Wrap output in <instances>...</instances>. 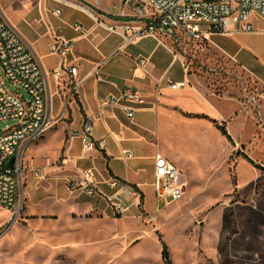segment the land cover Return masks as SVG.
I'll use <instances>...</instances> for the list:
<instances>
[{"label":"rangeland","instance_id":"rangeland-1","mask_svg":"<svg viewBox=\"0 0 264 264\" xmlns=\"http://www.w3.org/2000/svg\"><path fill=\"white\" fill-rule=\"evenodd\" d=\"M69 1L114 24L146 20L138 15L137 0ZM35 2L0 0V11L22 26L36 15V10H30ZM175 43L181 45L179 51L192 74L205 79L219 95L239 97L264 128V114H260L264 104L248 78L215 51L195 55L193 44ZM208 43L219 50L229 45L221 33H213ZM5 85L27 97L7 80ZM13 123H0V132ZM216 123L226 128L225 122ZM49 131L46 140L56 152L60 138H52ZM261 134L255 138L263 143ZM168 135L186 158L180 166L185 176L184 197L177 202L160 201L149 172L143 192H137L139 206L121 217L104 201L90 203L82 191L69 194L66 180L53 176L35 154L30 158L28 150L23 151L15 165L18 202L11 212L0 209V264H165L163 244L171 264H264V166L251 160L257 172L253 175L245 163H238L245 148L221 141L205 126L175 120ZM40 140L32 145L34 150ZM60 161L52 160L51 167L60 166ZM38 171L44 177L36 178ZM85 203L92 209L87 210Z\"/></svg>","mask_w":264,"mask_h":264},{"label":"crops","instance_id":"crops-1","mask_svg":"<svg viewBox=\"0 0 264 264\" xmlns=\"http://www.w3.org/2000/svg\"><path fill=\"white\" fill-rule=\"evenodd\" d=\"M56 9L61 11L59 16L53 14ZM30 10H36V15L22 26L15 25L0 12L49 74L47 106L54 122L49 132L52 138H60V146L52 152L55 149H51L45 133L37 150L32 148V143L24 152L28 150L30 158L36 155L39 162H46L53 176L67 181L84 170H91L105 195L117 192L109 187L111 180L130 188L136 186L143 192L149 172L154 180L155 157L160 154L179 169L184 181L180 166L186 158L171 144L168 135L175 120L205 126L221 141L233 146L214 123L225 122L233 142L246 150L238 163H245L253 175L256 168L244 156L264 166V142L255 138L264 128L257 122V116L246 110L239 97L219 95L208 87L205 79L186 69L182 65L185 58L179 51L181 45H176L173 39L162 34H141L146 29V20L114 24L69 0H37ZM250 22L254 32L226 34L227 48L219 50L208 43L207 50L218 53L229 66L248 78L264 104V19L252 16ZM75 24L81 25V32L74 30ZM55 39L71 41L72 52L64 58L50 54ZM142 59L146 61L143 66ZM62 64L78 69L74 80L79 86L75 92L69 83L72 77L63 76L56 81L51 76ZM166 75L183 84L182 88L171 89L164 80ZM123 90L137 92L145 101L142 106L121 101L122 105L139 108L133 119L127 118L121 107L105 105L111 96L120 100ZM69 94L71 97L66 101ZM88 119L93 123L96 148L84 154L82 133ZM238 123L240 128L232 132ZM261 137L264 138V132ZM123 151L132 152L133 157L124 159ZM39 152L42 154L38 155ZM56 159H61L60 166L51 167ZM74 192L78 191L68 189L69 194ZM78 195L85 196L90 203L101 205L104 201L98 196ZM122 198L128 201L125 195ZM90 203H85L87 210L92 209Z\"/></svg>","mask_w":264,"mask_h":264},{"label":"built area","instance_id":"built-area-1","mask_svg":"<svg viewBox=\"0 0 264 264\" xmlns=\"http://www.w3.org/2000/svg\"><path fill=\"white\" fill-rule=\"evenodd\" d=\"M140 5L138 15L147 21L146 29L141 34H162L175 42H188L195 45V53L208 49V36L212 33L231 34L233 32H254L250 22L252 16L264 19V0H137ZM60 9L53 14L59 16ZM204 25L205 27H202ZM74 30L81 32L80 24ZM72 52L71 41L55 39L50 45V54L64 58ZM176 59L179 57L176 55ZM146 61L140 60V65ZM190 70V65L182 61ZM78 72L76 67L62 64L51 76L60 81L63 76L69 80L73 92L79 86L74 80ZM30 49L16 29L0 15V123L13 121V125L0 132V209L11 212L19 198V182L16 166L10 168L8 163L18 157L24 149L40 140L53 126L47 106V77ZM5 80L17 91L23 90L27 97L10 91ZM164 80L173 90L182 88L183 84L171 77ZM69 94L66 101L69 100ZM144 105L143 96L137 92L123 90L120 100L109 97L105 105L121 107L127 118L133 119L139 108L122 105ZM100 145V144H99ZM96 148L93 138V123L88 119L83 127L82 151L84 154ZM124 159L133 157L130 151L122 152ZM36 178L44 177L42 171L35 173ZM70 191H82L88 196L102 198L119 217L128 213L133 206H139L138 191L128 185L111 180L108 185L117 190L114 195H105L98 188V181L91 170L82 171L77 177L67 179ZM186 184L179 169L164 156L157 154L154 167L155 194L160 201L177 202L185 195ZM125 195L128 201L122 198Z\"/></svg>","mask_w":264,"mask_h":264},{"label":"trees","instance_id":"trees-1","mask_svg":"<svg viewBox=\"0 0 264 264\" xmlns=\"http://www.w3.org/2000/svg\"><path fill=\"white\" fill-rule=\"evenodd\" d=\"M217 126V123L214 122ZM217 128L219 129V131L221 132V134L223 136H225L227 138V140L231 143V144H234L233 143V140L231 139V137L228 135L227 133V130L224 126H217ZM232 158V156H231ZM230 158V159H231ZM244 158L251 164V165H254L253 161H251L248 157L244 156ZM264 171V169H263ZM131 188H133L134 190L138 191L137 187L136 186H131ZM141 198L143 199V196L141 195ZM162 259L164 261L165 264H171V261H170V256H169V252L167 250V247L165 246V244H163V251H162Z\"/></svg>","mask_w":264,"mask_h":264},{"label":"water","instance_id":"water-1","mask_svg":"<svg viewBox=\"0 0 264 264\" xmlns=\"http://www.w3.org/2000/svg\"><path fill=\"white\" fill-rule=\"evenodd\" d=\"M121 1H123V2H127L128 0H121ZM15 165H16V159L13 158V159H11L10 162L8 163V166H9L10 168H14Z\"/></svg>","mask_w":264,"mask_h":264}]
</instances>
